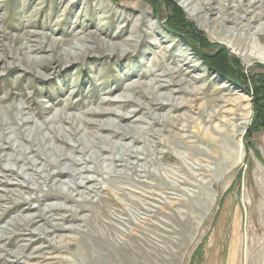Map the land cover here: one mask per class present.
I'll return each mask as SVG.
<instances>
[{
    "label": "rangeland",
    "instance_id": "374dc122",
    "mask_svg": "<svg viewBox=\"0 0 264 264\" xmlns=\"http://www.w3.org/2000/svg\"><path fill=\"white\" fill-rule=\"evenodd\" d=\"M170 1L209 41L199 54L165 0H0V264H264V5L194 0L205 21ZM222 48L239 80L201 58ZM75 138L108 151L73 166L45 146L87 158Z\"/></svg>",
    "mask_w": 264,
    "mask_h": 264
},
{
    "label": "bare ground",
    "instance_id": "6f19581e",
    "mask_svg": "<svg viewBox=\"0 0 264 264\" xmlns=\"http://www.w3.org/2000/svg\"><path fill=\"white\" fill-rule=\"evenodd\" d=\"M194 0H178V2H179V4H180V6L184 9V11H186V13L190 16V17H192V18H196V19H202V20H209V18H208V7H207V3H203L202 5H197V4H192V2H193ZM253 3H259V5L260 6H263L264 5V0H254L253 1ZM192 4V5H191ZM216 12V11H215ZM260 14H255V15H252L251 17H249V18H254V17H256V16H259ZM221 17V16H220ZM221 20V19H220ZM224 21V20H223ZM97 35V34H96ZM85 36V35H84ZM88 36V35H87ZM90 37H92V39L94 38V40H95V36H94V33H90ZM120 37V34H113V35H108L107 36V38L108 39H110V40H112L113 41V39H117V38H119ZM102 38V37H101ZM106 38V37H105ZM105 38L104 39H99L98 40V43H99V45L101 46V48L102 47H104L105 45H107L108 47H110V48H115L114 50H120L121 52H124V53H126L127 51H128V49H129V47L131 48V47H133L134 45H135V40H133V39H128V40H124L122 43H121V45H120V47H118V46H115L114 44H108L107 43V41L105 40ZM83 39V38H82ZM87 39V38H86ZM130 45H129V44ZM117 45V44H116ZM123 45H127L128 46V48H122V46ZM68 51V50H67ZM90 52V49L87 47V46H85V45H83V44H81V43H79V44H75L74 46H72V48H71V50H69V55L70 54H72V53H79V54H86L87 52ZM70 59V58H69ZM174 74V73H173ZM165 81V80H164ZM178 83V82H181V81H178V80H174V78H173V76H171L170 77V79L169 80H166L164 83H163V81H161L160 79H153L149 84H147V86L149 87V89H147L148 90V93H152L153 94V92L156 90V91H159V90H162V89H164V88H168V87H172V86H174L175 85V83ZM146 86V87H147ZM161 92V91H160ZM167 93V92H166ZM166 93H164L165 95H158V96H155L156 97V101H154L155 102V104L156 105H162V102L161 101H159L160 100V98H165V96H166ZM173 93V90H170V92H169V94H172ZM149 96V95H148ZM145 103V102H144ZM148 103V102H147ZM150 106V105H149ZM163 107V106H162ZM102 113V112H101ZM123 113V112H122ZM121 113V114H122ZM126 114V113H125ZM125 114H122V115H125ZM57 115V114H56ZM108 115V114H107ZM119 115V114H118ZM133 115V114H132ZM131 115V116H132ZM58 116V115H57ZM127 116V115H126ZM126 116H119V119L122 121ZM25 117H27V116H25ZM54 117V116H53ZM59 117V116H58ZM108 117V116H107ZM49 119V118H48ZM54 119V118H53ZM53 119L52 120H50L49 122H51L52 121V123H53ZM56 119V118H55ZM108 119V118H107ZM127 119V118H126ZM22 120H23V118H22ZM31 120V119H30ZM110 120V119H109ZM108 120V121H109ZM59 121V120H58ZM60 122V121H59ZM110 122V121H109ZM106 123V122H105ZM34 124V123H33ZM22 125V124H21ZM131 125V124H130ZM49 127H50V125H49ZM101 128H103V125L102 126H100ZM135 127V126H134ZM34 128V127H33ZM129 128V127H128ZM126 127L124 126V125H118L117 126V129H116V131H114V136L115 137H119V140H123V142H124V140L126 139V138H130L131 136L126 132ZM131 129H133L132 128V126H131ZM37 130H40V129H37V128H35V129H33V130H31V134H33L32 136H35L37 133L36 132H38ZM52 132H55V133H57V130H58V128L57 129H55V128H53L52 127ZM51 130H50V133L52 134V132H51ZM71 130H72V128H71ZM134 130V129H133ZM44 131V130H43ZM104 131V130H103ZM48 132V131H47ZM61 132H62V130H61ZM75 132V131H74ZM29 133V132H28ZM68 133V132H67ZM46 134V133H45ZM70 134V133H69ZM73 134V133H72ZM128 134V135H127ZM131 134V133H130ZM57 135V134H56ZM64 135V134H63ZM63 135L62 134H59L58 136H60V140L62 141V142H65L66 140H65V138H63ZM71 135V134H70ZM102 135V134H101ZM29 136V135H28ZM42 136V139H43V141H44V144H45V142H47V138L45 137V136H43V135H41ZM30 137V136H29ZM29 137H27V138H29ZM49 137V136H48ZM110 137V136H109ZM96 138V137H95ZM108 137H106V136H104V137H99L98 139H99V142L100 143H102V142H105V140L107 139ZM34 139V138H33ZM32 139V140H33ZM54 139L57 141V138L56 137H54ZM69 139V138H68ZM111 139V138H110ZM131 139V138H130ZM30 140V139H29ZM28 140V141H29ZM118 140V141H119ZM34 141V140H33ZM54 141V140H53ZM94 141V140H93ZM98 141V140H97ZM110 141V140H109ZM68 142V141H67ZM73 142V143H72ZM72 142L70 143V142H68L69 143V145L70 146H68V148H70L69 150H70V152L71 153H77V154H79V155H81V154H87V158H75L74 157V155H72V154H66L65 152H63V153H61L62 151H61V149L62 148H60V146H57V145H54V144H46L45 146H46V148H47V150H50V151H52V154L55 152L54 151V149L56 150V153H57V151L58 152H60V154H59V156H61L62 157V159L61 160H64V161H66V162H69V164L70 165H73V166H77V165H80V164H82V163H84V161H94V160H97L98 158H100L101 157V155H102V153H103V151H108V149L106 148V147H103V146H98V145H95L94 146V151L93 152H91V153H87V151H89L90 149H87L85 146H83V142L81 143V141L79 140V139H72ZM115 142V141H114ZM32 143H34V142H32ZM37 143H42V141H38ZM117 142H115V147L116 148H118V147H121V146H124V143H117ZM43 144V145H44ZM59 144V143H58ZM98 144V143H97ZM40 145V144H39ZM85 145V144H84ZM106 145V144H105ZM93 147V146H92ZM109 147H111V145L109 146ZM90 148V147H89ZM115 148V149H116ZM122 148V147H121ZM32 149V148H31ZM38 149V148H37ZM41 149V148H40ZM123 149V148H122ZM63 150H64V147H63ZM65 150H66V148H65ZM119 150V149H118ZM114 151V150H113ZM19 152H20V150H19ZM47 152V151H46ZM102 152V153H101ZM35 153V152H34ZM38 153V152H37ZM98 153H100V154H98ZM40 154V153H39ZM42 154V153H41ZM51 154V153H50ZM110 154V153H109ZM49 155V154H48ZM115 155V154H114ZM51 156V155H50ZM84 156V155H83ZM117 156V155H116ZM103 157V156H102ZM42 158H44V157H42ZM106 158V157H105ZM50 159V158H49ZM48 159V160H49ZM108 159V158H107ZM101 160H102V158H101ZM50 161V160H49ZM55 161H57L58 162V156L57 157H55ZM52 162V161H51ZM85 162V163H86ZM31 163H33V162H31ZM40 163V162H39ZM34 164V163H33ZM97 164H98V161H97ZM87 165V164H86ZM63 167V166H62ZM66 169H68V167H70V166H68L67 164L64 166ZM61 168V167H60ZM71 168V167H70ZM81 168V167H80ZM73 169V168H72ZM67 171V170H66ZM73 171H74V174H72V175H79V174H81V170H78V169H73ZM47 173V172H46ZM71 173V172H70ZM40 174V173H39ZM61 174V173H60ZM57 175H58V173H57ZM79 176H81L82 177V175H79ZM49 179V178H48ZM82 181V180H81ZM13 221V220H12Z\"/></svg>",
    "mask_w": 264,
    "mask_h": 264
},
{
    "label": "trees",
    "instance_id": "16d2710c",
    "mask_svg": "<svg viewBox=\"0 0 264 264\" xmlns=\"http://www.w3.org/2000/svg\"><path fill=\"white\" fill-rule=\"evenodd\" d=\"M168 9L171 8V11L166 19V26L173 31H179L183 34V40L186 41L189 45L192 46L194 52L199 54L201 52L200 47L204 48L209 46V41L203 37L202 33L196 31V29L188 23L187 20L182 16L181 9L171 2L170 0H165ZM200 43V47L197 46V43ZM199 51V52H198ZM201 58L208 67L215 70L216 72L224 75L230 80H239L240 79V62L232 57H229L226 53V49H221L217 55L214 57L208 56V54L202 55ZM264 76V75H263ZM259 83V84H258ZM259 88L264 90V78L262 81H255L253 85V92L255 94L254 98H257V93ZM260 115L264 117V106L260 105ZM264 119V118H263ZM264 125V122H262Z\"/></svg>",
    "mask_w": 264,
    "mask_h": 264
}]
</instances>
